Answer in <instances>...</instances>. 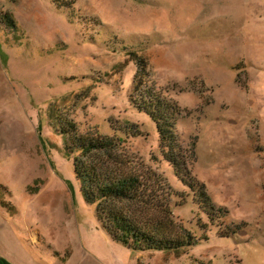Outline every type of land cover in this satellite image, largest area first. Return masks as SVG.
<instances>
[{
  "label": "rangeland",
  "instance_id": "1",
  "mask_svg": "<svg viewBox=\"0 0 264 264\" xmlns=\"http://www.w3.org/2000/svg\"><path fill=\"white\" fill-rule=\"evenodd\" d=\"M152 96L173 110L164 143L136 105ZM68 124L120 139L102 171L162 205L119 206L196 244L113 242ZM0 264H264V0H0Z\"/></svg>",
  "mask_w": 264,
  "mask_h": 264
},
{
  "label": "trees",
  "instance_id": "2",
  "mask_svg": "<svg viewBox=\"0 0 264 264\" xmlns=\"http://www.w3.org/2000/svg\"><path fill=\"white\" fill-rule=\"evenodd\" d=\"M157 98L150 97L154 108L146 105L144 99L142 100L143 104L136 103V105H138L139 111L147 114L156 122L159 139L161 143H164L173 136L164 129V126H169L173 110L165 101ZM68 127L70 131L62 132L64 155L67 158L73 156V170L81 196L87 205L96 207L97 220L113 242L134 252L178 251L196 244L195 238L191 237L190 232L186 229L180 231L181 233L173 234L170 223L161 222L159 218H150L145 222L143 221L144 215H136V213L119 206L121 203L127 205L128 208L137 206L140 209H145L147 215L151 212L156 215L162 206L154 193L143 184L141 176L118 173V169H115L117 171L115 174L111 171L104 174L106 172L102 171V167L107 166L102 160V156L105 158L114 157L112 153L116 147L115 142H120V139H113L97 133L77 134L73 124H68ZM68 132H70L69 138H65ZM136 134L139 135V132ZM90 155L96 159L92 161ZM107 163L113 168L114 165L110 161L107 160ZM123 164L120 165L123 166ZM109 168L111 167L109 166ZM122 170L126 169L122 168ZM203 196V202L209 200ZM208 207H210V210L208 209L210 215L212 213L210 211L214 207L204 203L205 211ZM234 233L233 230L231 234Z\"/></svg>",
  "mask_w": 264,
  "mask_h": 264
}]
</instances>
